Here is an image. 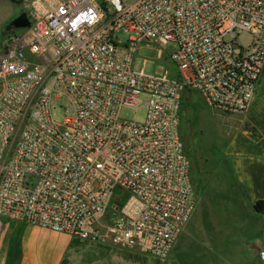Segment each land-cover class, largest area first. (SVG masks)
<instances>
[{
	"label": "built area",
	"instance_id": "1",
	"mask_svg": "<svg viewBox=\"0 0 264 264\" xmlns=\"http://www.w3.org/2000/svg\"><path fill=\"white\" fill-rule=\"evenodd\" d=\"M29 5V26L0 47V220L170 258L198 204L185 100L247 113L264 62V0ZM143 51L177 66V78L136 68ZM54 101H66L62 122ZM141 105L143 121L120 118Z\"/></svg>",
	"mask_w": 264,
	"mask_h": 264
},
{
	"label": "crops",
	"instance_id": "2",
	"mask_svg": "<svg viewBox=\"0 0 264 264\" xmlns=\"http://www.w3.org/2000/svg\"><path fill=\"white\" fill-rule=\"evenodd\" d=\"M24 2L25 0H0V27L9 26L13 19L24 12ZM6 28L0 46L6 39L19 34L17 31H7ZM195 100H198L196 95L188 97L184 109L198 117L199 130H204L205 136L219 142L221 147L217 154L209 158L207 180L201 196L215 179H222L229 196L227 200H235L232 205L240 208L238 212V209L234 212V222L227 225V231L233 234L255 231L254 242L264 247V211L257 213L254 210L256 203L264 201V62L254 99L246 114L225 115L214 110L210 113L209 110H201L198 113ZM209 114L213 117V123L207 116ZM239 200H242V204H239ZM241 207H245L246 213H241ZM197 213L198 207L193 223L181 235L182 239L188 231L193 233L189 251H185L189 261H185L184 255L178 252L179 242L170 258L160 259L139 249L124 248L110 241L85 240L56 234L25 222L1 219L0 264H256L253 263L254 259L258 260L257 264H264L257 249L254 256L251 254L253 260L249 259V255L239 260L228 255V249L230 253L237 250L236 245L240 244L237 241H230L232 244L225 245L224 250L214 245L212 230L206 227L204 219L198 228H194ZM219 233L223 231L220 230ZM34 234L48 236L51 244L35 253L30 252L28 245ZM248 246L254 248L253 244Z\"/></svg>",
	"mask_w": 264,
	"mask_h": 264
},
{
	"label": "rangeland",
	"instance_id": "3",
	"mask_svg": "<svg viewBox=\"0 0 264 264\" xmlns=\"http://www.w3.org/2000/svg\"><path fill=\"white\" fill-rule=\"evenodd\" d=\"M30 1L31 0H25L24 12L19 14V16H17L15 19L20 17L22 14H27L28 18L30 19ZM7 26L8 25L0 27V44L3 42V32ZM16 31L19 34L24 33V29ZM122 36L123 39L126 38V34L122 33ZM247 40L248 38L246 36L241 38V42L243 43H246ZM165 49L167 52H170L174 49V47L170 46ZM156 59L157 52L143 51L142 56H140L136 62V68H142L143 65H145L144 69L148 74H156L163 76L166 72H168L170 78H177L179 74V69L177 68V66L169 65L163 61H157ZM194 103L198 113L201 110L205 112L209 110V113L210 111H212L208 107H206L204 102L201 101L199 98L198 100H195ZM53 105L55 107L54 114L56 120L62 122L65 117L64 107L66 106V101H54ZM183 110L184 117L180 131L185 143L188 157L191 162V177L193 180V184L196 188L198 202L200 201L199 204H197L198 219L194 228H198V226L201 225V221H203L202 219H204L206 227L212 230L213 235L211 236V239L214 240L212 241L214 245H218L219 248H222V250H224L225 245L232 244L230 241H237L238 243H240L239 245H236L238 246V248H236L237 250L232 251L230 253V250L228 249V255H231L232 258L235 260H239L242 257L247 258L249 255V259L253 260L251 258V254L252 256H254V252H256V249L259 250L260 248H262L260 245L254 242L255 231L244 233L242 232L241 234L239 232L233 234V232L227 231V225H230L231 222H234V212H236V209H238V212L240 208H234V206L232 205L235 200H227L229 196L226 193L224 182H221L222 179H215L211 186L208 187L206 192L201 196V190L207 180L206 175L208 174L206 172L208 171L210 165L209 158L211 155L217 154V151L221 147L219 145V142L206 137L204 130H199V122L197 116L192 115V113L187 111L186 108ZM145 114L146 107L144 105H141L138 109L124 107L120 110V118L127 121H143L145 118ZM207 116L209 119H211V122L213 123L212 115L209 114ZM222 141L224 142V139H222ZM200 196L201 199L199 200ZM239 204H242V200H239ZM241 211V213H246L245 207H241ZM193 221L189 224V227L191 226ZM220 230H222L223 233H219ZM192 235L193 233H191L190 230L186 234H184L182 239L180 237V239L178 240L179 244L177 242V244L179 245L178 252H180L181 255H184L185 261H189L186 252L189 251V247L192 241ZM50 244L51 242L48 236H45L44 234H34L30 237V245H28V247L30 252L35 253L39 251L42 247L47 245L49 246ZM252 244L254 248L248 246ZM253 263L257 264L258 260L254 259Z\"/></svg>",
	"mask_w": 264,
	"mask_h": 264
},
{
	"label": "water",
	"instance_id": "4",
	"mask_svg": "<svg viewBox=\"0 0 264 264\" xmlns=\"http://www.w3.org/2000/svg\"><path fill=\"white\" fill-rule=\"evenodd\" d=\"M29 26V18L27 14H22L20 17L12 21L6 28L7 31H16L20 29H25Z\"/></svg>",
	"mask_w": 264,
	"mask_h": 264
},
{
	"label": "trees",
	"instance_id": "5",
	"mask_svg": "<svg viewBox=\"0 0 264 264\" xmlns=\"http://www.w3.org/2000/svg\"><path fill=\"white\" fill-rule=\"evenodd\" d=\"M124 200H119L120 204H123ZM254 210L257 213H263L264 211V201H259L258 203L255 204Z\"/></svg>",
	"mask_w": 264,
	"mask_h": 264
}]
</instances>
